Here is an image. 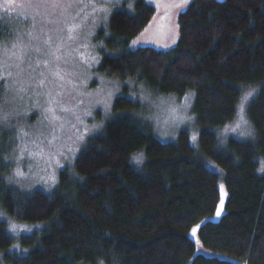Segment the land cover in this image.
Returning a JSON list of instances; mask_svg holds the SVG:
<instances>
[{"label": "trees", "instance_id": "obj_1", "mask_svg": "<svg viewBox=\"0 0 264 264\" xmlns=\"http://www.w3.org/2000/svg\"><path fill=\"white\" fill-rule=\"evenodd\" d=\"M154 14L144 0L114 11L97 70L157 96L192 93L195 139L180 131L160 141L122 95L56 186L28 193L3 181L0 140V264H264V0H191L173 48L130 49ZM252 86L254 138L221 144L217 131ZM1 213L35 229L14 239ZM193 227L215 256L196 254Z\"/></svg>", "mask_w": 264, "mask_h": 264}, {"label": "rangeland", "instance_id": "obj_2", "mask_svg": "<svg viewBox=\"0 0 264 264\" xmlns=\"http://www.w3.org/2000/svg\"><path fill=\"white\" fill-rule=\"evenodd\" d=\"M136 1L0 0V140L6 148L3 162L8 173L3 181L8 186L24 193L51 191L59 172L73 168L87 138L112 117L113 101L122 95L140 105L135 115L160 141H173L180 131L195 139L192 93L182 99L157 96L131 80L122 82L97 70L99 52L109 37V17L119 9L133 13ZM144 1L155 14L129 48L170 50L178 39L177 18L191 0ZM253 90L255 94V86L242 88L233 120L217 131L221 144L227 138H254L246 116L254 94L247 103L243 101ZM219 191L215 217L225 199L223 185ZM1 218L14 239L35 229L3 213ZM189 237L196 254L215 256L200 244L197 227L191 229ZM19 249L14 246V250Z\"/></svg>", "mask_w": 264, "mask_h": 264}, {"label": "snow or ice", "instance_id": "obj_3", "mask_svg": "<svg viewBox=\"0 0 264 264\" xmlns=\"http://www.w3.org/2000/svg\"><path fill=\"white\" fill-rule=\"evenodd\" d=\"M184 2L185 3H188V0H184ZM253 94H254V90L252 92L246 93L245 96H244V98H243L244 103H247L248 100H249V97L253 96ZM243 110H244V104L241 105V111H243ZM140 162H142V161L137 160V163H140ZM195 232H196V229H193V233L194 234H195Z\"/></svg>", "mask_w": 264, "mask_h": 264}]
</instances>
